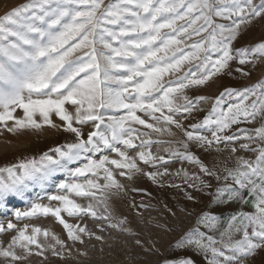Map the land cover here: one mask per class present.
<instances>
[{"label":"snow or ice","instance_id":"obj_1","mask_svg":"<svg viewBox=\"0 0 264 264\" xmlns=\"http://www.w3.org/2000/svg\"><path fill=\"white\" fill-rule=\"evenodd\" d=\"M258 21H264V0H28L0 17V134L48 129L72 137L39 157L0 168V207L10 198L27 205L10 210L16 223L0 222V234L15 233L6 245L0 241V261L19 264L33 255L47 260V251L60 259L71 255L55 233L25 223L41 217H53L73 243L103 237L64 214L106 222L98 225L101 232L106 226L137 235L126 218L113 217L108 201L127 194L118 177L145 176L182 192L193 206L201 203L199 196L210 197L211 207L200 211L174 251L200 255L205 264H252L264 252V78L224 87L203 119L188 128L183 121L195 119L210 99L192 92L224 76L249 79L264 63V38L240 44ZM257 121L255 128L242 126ZM85 127L91 129L86 136ZM173 129L183 139H152L175 137ZM154 144H167V155L154 153ZM192 146L229 150L234 166L209 167ZM238 151L255 159L236 156ZM173 162L194 165L199 173H172ZM58 175L64 179L57 182ZM165 177L174 180L165 183ZM233 205L236 210L228 211ZM136 244L143 248L142 241ZM148 250L159 251L154 244ZM165 264L195 261L184 255Z\"/></svg>","mask_w":264,"mask_h":264},{"label":"rangeland","instance_id":"obj_2","mask_svg":"<svg viewBox=\"0 0 264 264\" xmlns=\"http://www.w3.org/2000/svg\"><path fill=\"white\" fill-rule=\"evenodd\" d=\"M106 3L109 0H105ZM28 3V0H0V17L5 15L9 10L16 6ZM264 38V21H258L254 23L247 35L240 41V44H255L259 40ZM238 44L237 46H240ZM187 65L185 70H187ZM258 70L251 74L249 79L239 78V74H234L232 77L224 76L216 80L215 83H211L200 90L199 92H192L193 96L204 95L209 97L207 104H202L193 116L188 120H184L185 128L192 123H197L199 120L207 114L208 110L212 107V99L220 94L224 87H245L250 86L260 79L264 78V63L257 66ZM17 116L21 115L18 110ZM59 122V121H57ZM248 128H255L259 126V121L250 125H242ZM91 129L85 127V136ZM174 131H177L173 129ZM191 130V129H189ZM153 140L160 139L164 141L180 140L183 136L177 131L175 137H157L155 134L152 136ZM72 141V137L69 134L63 132H54L52 130L45 129L41 132H25L19 135H12L8 132L0 134V168L10 166L18 163L21 160L39 157L43 152L48 151L49 148L55 147L61 144L69 143ZM168 147L167 144L153 145V152L159 155H167L164 148ZM191 151L203 160L209 167L216 169H222L225 165L227 167H233L235 163V157L229 159V150H222L220 152L212 151L211 153L204 152L203 150L192 146ZM244 156L247 159H255V155L251 152L238 151L236 156ZM115 158V157H113ZM145 171H154V169L142 165ZM169 171L175 173L178 169L184 168L190 173H199L198 167L190 165L188 163L173 162L168 165ZM163 170V169H161ZM64 179L62 175L56 177L57 182ZM127 188L126 195L111 196L108 201L109 211H111L115 219L126 218L128 224L126 227L132 229L137 235H129L125 232L117 231L116 229L107 228L101 232L98 225H106V222L94 221L91 218H85L84 220H77L75 218H69L65 215V219L72 224L80 223L82 226L86 224L90 231L95 235L103 237L102 240H96L94 237L89 239L84 237V244L78 242L73 243L68 240L66 231L63 227L55 221L53 217L39 218L25 221L31 226H38L43 229H48L51 232L59 236L64 240L67 248L71 251V255L65 253V258L60 259L52 256L50 251L45 252V256L48 257L44 260L43 257L31 256L26 261H21L19 264H165V261L177 258L180 256H191L195 261V264H205V261L200 255H196L192 252L174 251L173 246L175 242L185 233L193 227L196 223V217L200 214L202 209L211 207L209 204L210 197L206 195L199 196L201 203L197 206H193L190 202L183 199V193L172 188H160L156 184H153L145 176H137L134 180L128 181L123 177H118ZM173 177H165L164 182L168 183L173 181ZM174 182H180L175 180ZM216 182L213 181L215 187ZM133 189H139L140 191H133ZM54 186L48 189L49 193L54 192ZM40 192V189L34 188L27 193L29 199H35L36 194ZM150 193L145 195L144 193ZM80 203H87L85 200H78ZM42 203L47 204L45 199ZM55 204L56 202H52ZM135 203L137 208H132L130 205ZM148 205L147 208H141L139 205ZM176 211L177 215L174 217L169 214L167 208ZM27 205L25 201L10 198L7 207H0V222L6 223L7 219H12L16 223L14 217L11 216L10 210L14 208L23 209ZM184 208L192 212L188 215L187 212H181L180 209ZM237 206L233 205L228 211L236 210ZM101 207V211H102ZM245 211H251V208L245 207ZM139 213V214H138ZM18 227H23V223L18 224ZM172 229L170 232L164 231V228ZM14 232L7 234H0V241L5 245L10 241ZM136 240L143 242V248L136 244ZM42 243H54V241H44L41 238ZM159 251H149L152 245ZM86 253V254H82ZM3 264V261H0ZM252 264H264V252H261Z\"/></svg>","mask_w":264,"mask_h":264}]
</instances>
